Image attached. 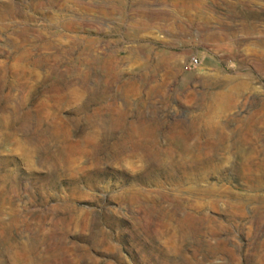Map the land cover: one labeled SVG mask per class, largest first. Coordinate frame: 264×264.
<instances>
[{"label": "rangeland", "instance_id": "374dc122", "mask_svg": "<svg viewBox=\"0 0 264 264\" xmlns=\"http://www.w3.org/2000/svg\"><path fill=\"white\" fill-rule=\"evenodd\" d=\"M0 264H264V0H0Z\"/></svg>", "mask_w": 264, "mask_h": 264}, {"label": "bare ground", "instance_id": "6f19581e", "mask_svg": "<svg viewBox=\"0 0 264 264\" xmlns=\"http://www.w3.org/2000/svg\"><path fill=\"white\" fill-rule=\"evenodd\" d=\"M225 98H226V100H232V98H231V96H225ZM224 97H222V96H220V97H218V99L216 100V103H214L215 105H216V112L218 113V112H220V110L222 109V107H223V103H222V100H224L225 99ZM228 100V101H229ZM211 108V107H210ZM211 115V114H210ZM209 115V116H210ZM211 121H207L205 124H206V128H209V130L205 133V136L207 137V139L208 140H214L215 142H219L220 140L222 141V137L221 136H216V134H215V131L214 130H212L211 129ZM247 126H248V124H247ZM247 126H245V128H246V131H247V134L249 133V131L251 132V130H250V127H247ZM213 128V127H212ZM215 129V128H214ZM199 131V130H198ZM221 135V134H220ZM182 136V135H181ZM250 138V137H249ZM188 139V138H187ZM246 139V138H245ZM244 140V139H243ZM248 141H249V139H248ZM246 142H247V140H246ZM251 144V143H250ZM211 145V144H210ZM186 150V149H185ZM206 151H208V150H206ZM210 151V150H209ZM200 152V151H199ZM237 164V163H236ZM186 166V165H185ZM188 168V167H187ZM255 168L258 170V171H262L263 169L261 168V166L260 165H257V166H255ZM243 170H245L246 168H242ZM251 169V168H250ZM246 170H248V169H246ZM255 178V177H254Z\"/></svg>", "mask_w": 264, "mask_h": 264}, {"label": "built area", "instance_id": "2783aa9c", "mask_svg": "<svg viewBox=\"0 0 264 264\" xmlns=\"http://www.w3.org/2000/svg\"><path fill=\"white\" fill-rule=\"evenodd\" d=\"M193 63H195V61H193Z\"/></svg>", "mask_w": 264, "mask_h": 264}]
</instances>
